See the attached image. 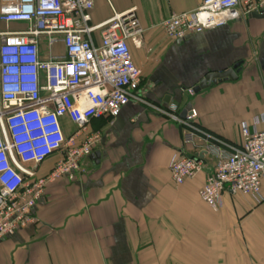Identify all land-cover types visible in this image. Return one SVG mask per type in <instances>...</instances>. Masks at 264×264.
Masks as SVG:
<instances>
[{
	"label": "crops",
	"instance_id": "1",
	"mask_svg": "<svg viewBox=\"0 0 264 264\" xmlns=\"http://www.w3.org/2000/svg\"><path fill=\"white\" fill-rule=\"evenodd\" d=\"M94 3V26L135 11L142 47L132 40L129 46L142 71L137 94L146 102L165 110L177 105L180 115L191 105L198 112L195 126L232 147L241 146L243 124L253 130L264 118V14L179 41L166 38L162 22L196 11L203 0ZM25 27L0 22V32ZM92 37L100 44V32ZM57 51L63 53L62 46ZM237 64L236 80L187 93L208 74ZM63 125L74 131L68 120ZM89 129L101 134V142L76 181L47 188L36 222L0 241V264H264V181L262 198L225 192L215 211L199 195L215 161L198 146L187 147L185 127L169 116L131 101L118 117L93 120ZM183 155L203 158L205 167L176 185L169 167ZM55 161L42 165L38 176Z\"/></svg>",
	"mask_w": 264,
	"mask_h": 264
},
{
	"label": "built area",
	"instance_id": "2",
	"mask_svg": "<svg viewBox=\"0 0 264 264\" xmlns=\"http://www.w3.org/2000/svg\"><path fill=\"white\" fill-rule=\"evenodd\" d=\"M94 5V0L0 1V22L26 25L0 32V241L36 222L34 211L50 185L76 181L101 142V134L89 129L91 121L114 119L131 101L185 127V145L214 159L199 193L213 210L221 208L225 192L262 198L264 127L258 126L264 118L255 120L253 130L243 124L241 146L232 147L195 126V108L182 117L177 105L165 110L146 102L137 94L142 71L129 46L132 40L142 47L135 11L94 26ZM255 13L264 14V0H203L196 11L172 14L161 27L167 39L182 41ZM97 31L100 44L92 37ZM186 91L195 95L194 88ZM64 119L74 126L69 135ZM53 158L52 170L39 177L40 167ZM204 167L203 158L183 155L169 171L183 185Z\"/></svg>",
	"mask_w": 264,
	"mask_h": 264
},
{
	"label": "water",
	"instance_id": "3",
	"mask_svg": "<svg viewBox=\"0 0 264 264\" xmlns=\"http://www.w3.org/2000/svg\"><path fill=\"white\" fill-rule=\"evenodd\" d=\"M240 64H237L234 68L228 69L222 73H210L208 74L196 87H194V92L196 94L206 90L211 87L213 84H217L223 80H236L237 79V70H239ZM191 109V105H188L187 109L182 113V117H185L187 111ZM99 153L93 155V158L99 157Z\"/></svg>",
	"mask_w": 264,
	"mask_h": 264
},
{
	"label": "rangeland",
	"instance_id": "4",
	"mask_svg": "<svg viewBox=\"0 0 264 264\" xmlns=\"http://www.w3.org/2000/svg\"><path fill=\"white\" fill-rule=\"evenodd\" d=\"M71 132L69 130H67V134L69 135Z\"/></svg>",
	"mask_w": 264,
	"mask_h": 264
}]
</instances>
